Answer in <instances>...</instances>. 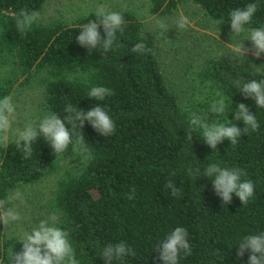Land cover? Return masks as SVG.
<instances>
[{
    "label": "trees",
    "instance_id": "trees-1",
    "mask_svg": "<svg viewBox=\"0 0 264 264\" xmlns=\"http://www.w3.org/2000/svg\"><path fill=\"white\" fill-rule=\"evenodd\" d=\"M46 1L0 0V53L10 58L19 75L46 73L41 104L44 115L56 113L63 119L69 104L84 110L101 104L116 125L114 134L103 137L85 121L84 139L93 159H86L70 145L64 154H74L79 164L55 183L52 202L57 226L70 233L80 264H104L101 249L118 242H125L135 252L125 258V264H163L154 250L179 226L187 230L191 247V255L185 257L181 252L180 264H248L249 251L238 257L236 249L245 235L264 232V109L257 108L252 98L246 99L233 81H259L264 79V69L224 57L208 58L201 70L208 86L202 112L183 102L166 80L160 49L150 34H143V23L132 11H117L125 22L123 31L116 33L121 47L104 56L99 47L89 53L76 42L81 26L95 19V10L70 22L39 18L30 31L20 34L14 16L24 8L41 13ZM149 2L150 14L167 15L177 4L190 2L208 18L229 24L233 9L257 3L258 11L243 28L264 27V0ZM98 30L105 35L102 25ZM141 42L155 55L132 53L131 48ZM12 84L9 80L0 85V98L10 94ZM93 86L108 87L114 94L101 102L89 98ZM218 93L227 104L223 114L211 113L212 101L220 98ZM238 103L256 114L258 130H249L235 145L224 139L216 150L204 143L199 128L192 140L187 139L191 113L209 124L231 121L243 129V122L234 119ZM210 163L246 172L241 180L250 179L255 185L246 205L235 194L224 204L209 177L196 178V169L202 174ZM59 165L60 155L56 156L42 137L33 142L30 158L14 143L0 146V199L48 177ZM189 168L193 175L188 174ZM170 179L180 189L178 197L164 187ZM133 187L135 198L129 200L127 194ZM22 242L17 236H6L0 223V264H11L12 254L22 250Z\"/></svg>",
    "mask_w": 264,
    "mask_h": 264
},
{
    "label": "clouds",
    "instance_id": "clouds-1",
    "mask_svg": "<svg viewBox=\"0 0 264 264\" xmlns=\"http://www.w3.org/2000/svg\"><path fill=\"white\" fill-rule=\"evenodd\" d=\"M257 3H248L244 7L233 9L230 12V38L244 31L243 26L252 21V17L258 11ZM40 18V12L36 10L21 9L14 16L15 27L20 34L31 30L34 23ZM124 18L122 13L107 10L106 6H100L95 10V19L81 26L76 42L88 49L99 50L102 56L110 51L121 47L117 43V31H123ZM177 26L185 29L190 22L186 16L181 15L177 20ZM160 27H165L163 22H158ZM103 26L104 36H101L98 30ZM247 40L252 42L254 53L257 58L264 53V27H254L250 30ZM233 47L234 52L242 53L249 51L244 49L241 42L237 45L228 44ZM131 52L141 56L145 54L155 55L151 48L144 43H136ZM237 57H234L236 59ZM258 69L260 67H257ZM233 84L240 88L244 97L252 98L257 108L264 109V79L259 81L250 80L247 82L237 79ZM114 93L105 86H93L87 93V97L94 98L97 101H104L106 97ZM220 98L214 99L211 103V113L223 114L227 108L225 98L217 94ZM234 112V119L242 121L243 129L235 123L229 124L205 122L200 116L191 113L188 119L186 130L187 139L192 140L194 131L199 128L202 130V138L212 150L217 149V145L227 139L231 145L238 143L239 138L248 134L249 130L259 129V122L256 114H252L244 103H238ZM15 105L10 95L0 98V145L9 146V132L12 129V123L15 119ZM63 119L56 113H48L39 121H33L27 124L22 130H19L14 141L15 147L24 154L25 158H30L33 151V142L40 136L50 144L56 156L66 152L72 145L73 151H78L86 159H93L89 144L84 139L83 126L87 121L103 137L110 136L116 131V125L113 119L101 104L93 106L90 110L78 109L69 104L65 108ZM71 125V128L67 127ZM79 129L77 130V126ZM196 169V178L203 175L209 177L212 181L215 193L222 199L224 204L230 203L232 195L235 194L242 205H246L249 199L254 195V182L250 179L241 180L246 176V172L238 167L222 168L217 163H210L204 169L202 174ZM188 174L193 175V170L188 169ZM175 175V173H172ZM164 187L170 190L172 196L178 197L180 189L175 186L174 181L168 180ZM21 194L15 192L5 199H0V223L6 227L12 222L20 220V214L14 207L5 210L6 204H11L13 199H20ZM135 198V188H131L127 194V199ZM48 220H41L38 226L33 227L30 232L23 234L22 250L19 253H13L11 264H80L76 258V251L70 240V233L67 230L57 226V217L53 214ZM188 232L182 227L174 228L164 240H162L154 251L159 253L158 259L163 264H180L181 252L184 256L191 255V247L188 242ZM245 251H249L248 264H264V232L259 234L245 235L236 249L238 257H243ZM135 256L133 249L127 246L125 242L116 244H107L100 251V257L104 264H125L127 256Z\"/></svg>",
    "mask_w": 264,
    "mask_h": 264
},
{
    "label": "rangeland",
    "instance_id": "rangeland-1",
    "mask_svg": "<svg viewBox=\"0 0 264 264\" xmlns=\"http://www.w3.org/2000/svg\"><path fill=\"white\" fill-rule=\"evenodd\" d=\"M106 6L109 11H132L143 23V34H150L159 47L160 62L166 80L174 87L183 102L193 104L204 112L206 106H201L204 97L208 95L207 82L201 76L202 66L210 57H224L234 62H245L254 67L264 69V53L259 58L253 55L252 42L247 40L250 30L245 29L230 38V24L212 20L195 4L186 2L177 4L170 14L158 15L149 13V0H47L43 5L40 18L45 21L70 22L77 16ZM186 16L190 22L185 29L177 26L178 18ZM163 22L165 27H160ZM242 43L249 51L234 52L228 45ZM0 53V85L11 81L10 96L15 105V119L9 132V142L14 143L17 133L27 124L39 121L44 116L42 106L46 73H35L29 77L19 75L11 63ZM234 57H237L234 59ZM15 73V74H14ZM199 104V106H196ZM43 138V136H40ZM44 139V138H43ZM47 146L50 144L44 139ZM2 146V145H0ZM60 165L57 171L36 182L18 187L10 194L19 192L20 199H13L6 204L5 210L14 207L20 214V220L4 225L6 236H17L23 239L25 232H30L38 226L41 220H48L56 213L53 205V191L56 180L66 170L79 164L74 154L60 153Z\"/></svg>",
    "mask_w": 264,
    "mask_h": 264
}]
</instances>
